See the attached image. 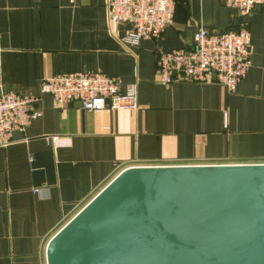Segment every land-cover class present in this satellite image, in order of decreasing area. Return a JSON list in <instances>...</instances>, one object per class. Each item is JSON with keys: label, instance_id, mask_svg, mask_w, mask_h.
Masks as SVG:
<instances>
[{"label": "crops", "instance_id": "0c3cea01", "mask_svg": "<svg viewBox=\"0 0 264 264\" xmlns=\"http://www.w3.org/2000/svg\"><path fill=\"white\" fill-rule=\"evenodd\" d=\"M237 18L225 0H175L161 37L129 45L127 25L109 30L106 0H0V93L39 97L38 117L0 146V264H46L50 237L125 167L264 162V8L241 18L250 66L235 91L155 79L160 51ZM74 71L135 83L138 109L86 112L40 94L41 79Z\"/></svg>", "mask_w": 264, "mask_h": 264}, {"label": "water", "instance_id": "95a60500", "mask_svg": "<svg viewBox=\"0 0 264 264\" xmlns=\"http://www.w3.org/2000/svg\"><path fill=\"white\" fill-rule=\"evenodd\" d=\"M46 264H264V163L128 166L48 240Z\"/></svg>", "mask_w": 264, "mask_h": 264}, {"label": "built area", "instance_id": "2783aa9c", "mask_svg": "<svg viewBox=\"0 0 264 264\" xmlns=\"http://www.w3.org/2000/svg\"><path fill=\"white\" fill-rule=\"evenodd\" d=\"M238 16L234 28L211 32L199 27L183 49L162 52L157 57L155 79L161 84L176 81H214L233 92L250 66L251 36L241 18L253 9L264 8V0H225ZM107 22L115 34L121 24L128 26L124 44L137 45L143 39H157L171 24L175 0H106ZM41 95H49L57 105L76 102L86 112L137 110L135 83L123 91L118 80L102 72L55 73L39 82ZM39 97L12 90L0 93V146L14 142L13 131L24 132L39 113L32 108ZM57 137H52L56 140Z\"/></svg>", "mask_w": 264, "mask_h": 264}, {"label": "rangeland", "instance_id": "374dc122", "mask_svg": "<svg viewBox=\"0 0 264 264\" xmlns=\"http://www.w3.org/2000/svg\"><path fill=\"white\" fill-rule=\"evenodd\" d=\"M243 163H264V162H251V161H246V162H240L237 164H243ZM205 164H230V163H205ZM236 164V163H234Z\"/></svg>", "mask_w": 264, "mask_h": 264}]
</instances>
